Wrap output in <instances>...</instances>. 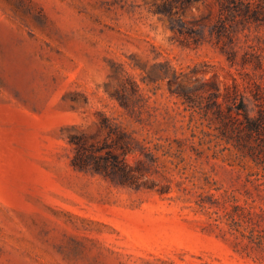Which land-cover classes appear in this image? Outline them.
<instances>
[{"label":"rangeland","instance_id":"obj_1","mask_svg":"<svg viewBox=\"0 0 264 264\" xmlns=\"http://www.w3.org/2000/svg\"><path fill=\"white\" fill-rule=\"evenodd\" d=\"M164 2L0 0V264H264V0Z\"/></svg>","mask_w":264,"mask_h":264},{"label":"trees","instance_id":"obj_2","mask_svg":"<svg viewBox=\"0 0 264 264\" xmlns=\"http://www.w3.org/2000/svg\"><path fill=\"white\" fill-rule=\"evenodd\" d=\"M179 2L188 3L190 0H166V2L160 5V7L166 11L167 14L173 15L172 11L174 5ZM175 23H179V20L176 17L171 18V24L173 27H175ZM253 95L256 100L260 101V104H258L259 109L256 116H251L247 108L244 109L241 129H239V146H237V148L244 157L250 158L254 164L253 168L257 169L256 171L261 172L264 176V92L258 90V92ZM242 103L244 106V102ZM216 115L221 117V110H218ZM71 143L77 151L73 161V165L77 169L86 170L93 167V170L100 172L104 171L105 175L109 176L106 166H103L98 162L94 166H91L92 164L89 162V157L87 158V155L84 153L85 147L82 137H73ZM137 171V167H126L122 161L115 158L110 175H112V178L120 177V184L127 186L136 183ZM109 177L111 178V176Z\"/></svg>","mask_w":264,"mask_h":264}]
</instances>
